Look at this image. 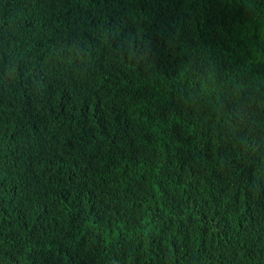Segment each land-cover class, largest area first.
Returning a JSON list of instances; mask_svg holds the SVG:
<instances>
[{
    "label": "trees",
    "instance_id": "16d2710c",
    "mask_svg": "<svg viewBox=\"0 0 264 264\" xmlns=\"http://www.w3.org/2000/svg\"><path fill=\"white\" fill-rule=\"evenodd\" d=\"M0 264H264V0H0Z\"/></svg>",
    "mask_w": 264,
    "mask_h": 264
}]
</instances>
